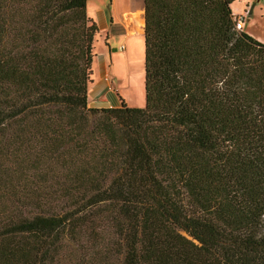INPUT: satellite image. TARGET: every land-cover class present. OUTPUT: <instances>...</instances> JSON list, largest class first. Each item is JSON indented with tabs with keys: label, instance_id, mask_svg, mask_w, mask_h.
Returning a JSON list of instances; mask_svg holds the SVG:
<instances>
[{
	"label": "trees",
	"instance_id": "1",
	"mask_svg": "<svg viewBox=\"0 0 264 264\" xmlns=\"http://www.w3.org/2000/svg\"><path fill=\"white\" fill-rule=\"evenodd\" d=\"M232 2L144 0V105L91 107L86 0H0V264H264V43Z\"/></svg>",
	"mask_w": 264,
	"mask_h": 264
},
{
	"label": "rangeland",
	"instance_id": "2",
	"mask_svg": "<svg viewBox=\"0 0 264 264\" xmlns=\"http://www.w3.org/2000/svg\"><path fill=\"white\" fill-rule=\"evenodd\" d=\"M91 2L95 3L97 7L106 8L108 6L110 10H112L111 3H113V0H88V3ZM133 6L135 7L133 22L131 26L128 24V29L126 30L128 34L127 36L130 38L127 45L128 49L125 53L126 55L120 57L119 60L116 61V72L114 71L115 65H112V63L109 64L111 74H107V78L109 80L110 88L113 89L114 94L104 95L105 98L103 97L101 101L105 104L116 103L117 99L119 100V98H122L127 105H144V67L142 42L140 40V35L143 34V30L139 25V16L136 5ZM230 7L233 15L236 16L241 14L244 17L241 30L264 43V0H233ZM90 10L91 8H89V11ZM86 11H88V9ZM107 26L110 34L116 35L117 33L122 32V27L118 23H113L112 19H109ZM101 36L100 41L97 31L92 42V53L94 55L92 58V80L89 82L87 87L88 95H91L90 90H92L96 80L102 76L103 71L102 61L98 58V55H95L101 53L104 55V59L109 62L107 51H105L104 46L102 45V41L107 42L108 37L104 38L102 33ZM120 44L118 43L115 45L117 49L121 51V48L119 47ZM124 64L129 69L126 70L123 75H120L121 73L119 71H124ZM92 100L94 99L88 96L89 106L94 107L97 103H93Z\"/></svg>",
	"mask_w": 264,
	"mask_h": 264
},
{
	"label": "crops",
	"instance_id": "3",
	"mask_svg": "<svg viewBox=\"0 0 264 264\" xmlns=\"http://www.w3.org/2000/svg\"><path fill=\"white\" fill-rule=\"evenodd\" d=\"M111 4H112V10H110L108 6L106 8L97 7L95 3L93 2L88 3V0H86V10L88 9L86 13L90 18H92L96 22L98 26L99 40L101 41V37H102L101 33L104 35V38L108 37V41L107 42L102 41V45L104 46L105 51H107L109 62L108 60L104 59V55H102L101 53L95 55V56L98 55V58L101 59L103 63L102 66L103 71H102V76L96 80L94 86L92 87V90H90L91 95H88L92 99H94L92 100L93 103H97L95 104L94 107H116L120 104V98L119 100L117 99V102L113 104H105L102 103L101 100L103 99V97L105 98L104 95L106 94L107 95L114 94L113 89L110 88L109 80L107 78V74H111L109 69V64L112 63V65H115L114 71L116 72L117 71L116 61L119 60L120 57L126 55L125 53L128 49L127 45L130 40V38L127 36L128 34L126 30L128 29V24L131 26L133 22V13L135 11L134 10L135 7L133 5H136L137 13L139 16V25L142 27V30L144 32V0H113V3ZM89 8H91L90 11ZM109 19H112L113 23L116 24L118 23L122 27V32L117 33L116 35L110 34L108 32V26H107ZM140 40L142 42V52L144 53L143 34L140 35ZM118 43L119 44L121 43L119 45L121 51L118 50L115 45ZM123 69L124 71L122 70L119 71L121 73L120 75H123V73H125V71L128 70L129 68L126 67L124 64Z\"/></svg>",
	"mask_w": 264,
	"mask_h": 264
},
{
	"label": "built area",
	"instance_id": "4",
	"mask_svg": "<svg viewBox=\"0 0 264 264\" xmlns=\"http://www.w3.org/2000/svg\"><path fill=\"white\" fill-rule=\"evenodd\" d=\"M243 20H244V17L243 15L239 14V15H234V21H235V27L237 29H242V24H243Z\"/></svg>",
	"mask_w": 264,
	"mask_h": 264
}]
</instances>
